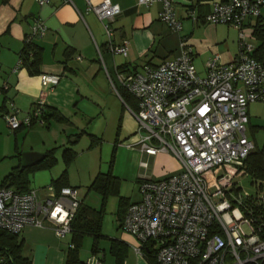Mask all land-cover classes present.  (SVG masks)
<instances>
[{"label":"built area","instance_id":"1","mask_svg":"<svg viewBox=\"0 0 264 264\" xmlns=\"http://www.w3.org/2000/svg\"><path fill=\"white\" fill-rule=\"evenodd\" d=\"M35 1L42 6L51 0ZM84 2L86 12L103 25L109 52L125 57L127 41L111 44V23L120 13L119 6L109 0L95 6L91 0ZM154 3L161 4L158 19L170 31L180 32L170 0H137L142 7ZM263 7L264 0L212 4L203 21L237 30L238 54L230 63L214 56L206 62L203 76L196 73L192 49L185 43L179 57L157 66L115 70L111 75L103 65L111 90L119 98L123 90L136 100V110L129 111L137 122L139 151L146 156L169 154L179 166L175 174L146 177L138 184L140 200L127 207L120 227L134 240L135 255L147 260L146 251L152 252L157 264H264V194L240 193L232 175L215 173L226 165H240L255 149L246 135L247 108L264 102V57L253 56L255 45L247 42L244 28L260 17ZM189 17L196 20L193 12ZM45 31L44 23L36 19L27 40L41 38ZM21 64L18 60L13 71ZM58 81L56 75L41 74L36 102L21 118L10 104L3 115L6 126L16 131L43 124L45 91H52ZM140 166L146 168L147 163ZM79 203L73 187L26 193L0 187V230L17 235L25 227H34L64 238L71 234Z\"/></svg>","mask_w":264,"mask_h":264},{"label":"crops","instance_id":"2","mask_svg":"<svg viewBox=\"0 0 264 264\" xmlns=\"http://www.w3.org/2000/svg\"><path fill=\"white\" fill-rule=\"evenodd\" d=\"M102 1L91 0V4L95 6ZM109 1L120 8V13L111 23L113 30L111 44L120 45L123 41H127L128 51L125 57L112 55L109 52L108 38L103 25L94 14L86 12L84 0H71V3L64 2V0H51L42 6L38 5L35 0H0L1 119L10 108V104L21 112L19 118L31 109L42 90L41 74H52L59 77L53 90L45 91V105L47 111H56L65 120L58 122L53 118H48L43 124L35 123L16 130L17 132L28 131L24 138L32 137L28 149H22V152L35 151L45 155L46 152L53 150L56 159L52 167L36 171L30 176V184L32 178L34 183L32 186L29 184V188L30 190L51 188L56 192L58 184L54 186L53 183L65 172L66 180L62 184L78 190V185L83 181L80 178L75 179L72 172V166L75 165L79 156L74 146L81 142L83 136H87L89 143L85 150L81 149V154L85 155V164L77 165L87 174V180H90V183L87 187L88 193L83 195L78 190V195L85 205L93 209L100 207L101 197L95 191L90 190L89 186L97 175L108 172L112 156L113 163L109 171L120 180V183L122 177L127 174H120L119 165L122 159L128 157L139 161V164L146 162L147 167L143 168L146 170H149L151 164L149 177L165 178L179 171L178 164L170 155L158 153L155 156H146L139 151L136 146L137 122L129 111L131 110L129 106L132 107L134 101L128 105L112 90H109L121 102L120 112L115 113L110 112L107 105L97 97L102 92L101 89L105 82L109 85L102 65L111 75L120 66L127 70L140 69L144 65L157 66L164 61L179 57L181 44L185 43L192 49V61L196 73L203 76L206 62L214 56H217L221 63H230L238 54L237 30L226 25H212L203 21V17L209 12L212 4L224 0H170L175 16L181 24L180 32L170 31L158 19V13L161 10L159 3L142 7L137 5V0ZM190 12L196 16L195 21L189 17ZM36 19L46 26L45 34L41 38L33 39L35 44L41 48V64L38 67V74H30L22 64L13 71L20 60L19 54L23 43L30 34L31 25ZM254 23L255 21L249 22L245 28L252 27ZM80 71H85L87 80H92L89 84L82 85L77 82ZM5 84L8 89L2 92L1 88ZM114 99L117 102L115 97ZM82 103H90L85 109L91 110L93 112L91 115L76 112ZM79 114L89 119L86 129L82 131H76L73 128L72 119L78 117ZM107 116L108 120H106ZM102 120L104 123H99ZM249 121L248 115V123ZM34 138L37 139L34 141ZM102 138H108L106 140L113 144L105 172L101 171L100 164L97 166L94 158L95 150L100 147ZM92 140H96L94 144ZM127 145L133 146L128 148ZM65 149L75 154L74 159L67 165L62 159ZM58 157L61 162L60 166ZM12 158H16L18 162L14 167L20 166V156ZM88 159L90 162L86 164ZM139 168L142 167L139 165ZM42 171L46 174L36 176ZM141 173L136 178L138 184L143 178L148 177H144ZM40 193L42 195L44 191ZM70 236L71 234H68L60 239L50 229L34 227H25L18 234L22 242V254L31 261V264H63L66 251L71 245ZM140 259L142 258L137 257V261Z\"/></svg>","mask_w":264,"mask_h":264},{"label":"rangeland","instance_id":"3","mask_svg":"<svg viewBox=\"0 0 264 264\" xmlns=\"http://www.w3.org/2000/svg\"><path fill=\"white\" fill-rule=\"evenodd\" d=\"M261 17L264 20V7L261 9ZM244 34L246 36V40L249 43H252L255 45L257 42L255 38L252 36V27H247L244 29ZM235 41V40H234ZM237 45H238V39H237ZM100 59V58H99ZM101 62V59H100ZM102 65V62H101ZM78 68L80 66L77 65ZM102 70L104 72V68L102 65ZM84 71H80V75L78 77V83L85 84L90 83L92 80H87V73ZM105 73V72H104ZM106 89V90H105ZM102 92L97 95L99 97L100 101L107 105L110 112L118 113L121 110V102L118 100V98L114 95V93H110L109 85L105 82V85H103V89H101ZM117 99V102L115 101L114 97ZM90 104V103H89ZM87 103H82L79 105V109L76 110V112L79 113H87L88 115H91V110H87L85 108L88 107ZM248 115L250 118L249 123L246 125V135L247 137L256 145V147L260 150L264 149V102H255L251 103L248 107ZM74 117V116H72ZM78 118V119H77ZM70 119V118H68ZM77 119V120H76ZM109 117L107 116L106 120H108ZM74 121L73 128L76 131H82L85 130L88 123V118L81 116L80 114L78 117L76 116L75 119H72ZM105 120V121H106ZM104 123V121H99V123ZM107 122V121H106ZM72 127V125H69ZM79 127V128H76ZM101 129V128H100ZM88 131V130H86ZM28 131L26 130H20V131H12L10 130L3 119L0 117V182L3 179V177L9 173V171L18 163L16 158H12L13 156H20L23 153L22 149H28L29 147V141L32 140V137L24 138L25 133ZM37 138H34V141ZM108 140V138H106ZM106 139L102 138V143L97 150H95L94 158L96 160L97 166L99 164L101 165V171L105 172L108 166V162L110 160L111 155V149H112V143L108 142ZM89 143V140L87 136H83L81 139V142L79 144L74 146L75 151L79 153V156L77 157V161L75 165L72 166V172L75 177V179H81L83 181L81 184L78 185V190L80 194H87V187L89 185L88 176L84 171H81V169L78 167L77 164H85V155H82L81 149H86ZM16 146V148H15ZM16 149V151H15ZM30 152V151H27ZM35 152V151H33ZM20 153V154H19ZM39 153V152H36ZM59 153V152H58ZM57 153V156H58ZM169 155V154H168ZM171 156V155H170ZM172 157V156H171ZM87 158V157H86ZM173 158V157H172ZM174 159V158H173ZM177 163L176 159H174ZM58 164L61 165V162L58 157ZM90 162V159L86 162L88 164ZM174 162V161H173ZM139 161H135V159L128 157L126 159H122L120 165H119V172L121 175H125V177H122L119 188V196L123 197L127 200L128 203H134L140 200V194L138 190V183L136 182V178L140 175H144V177L150 175L149 172H151V164L149 170L139 168ZM239 165H226L225 167L217 168L215 170L216 174H230L234 177L233 181L236 183L237 187H239L240 193L243 194H250V195H263L264 194V188L259 189L255 185L251 184V179L249 176L243 174V172L240 171ZM46 174V172H38L36 176H41ZM149 177V176H148ZM34 183L33 178L31 181L30 186ZM89 194H92L89 192ZM82 195V196H83ZM119 196H112L108 199L107 205H106V211L103 215V224H102V238L98 239L96 243V247L98 248V252L96 254H93L91 252V248L93 245V239L90 236H85L82 242V245L79 250V257L83 262L89 261V260H99L100 264H114V257L111 254L110 247L111 243L115 240L117 241H124L127 246V254L125 257L124 264H149L146 259H144L141 256L135 255L132 244L134 243V240L131 237L126 236L123 231L118 228V218L115 215L117 211V203ZM68 238V236L66 237ZM129 239V240H128ZM67 248V247H66ZM137 257L142 258L137 261ZM142 261V262H141Z\"/></svg>","mask_w":264,"mask_h":264},{"label":"trees","instance_id":"4","mask_svg":"<svg viewBox=\"0 0 264 264\" xmlns=\"http://www.w3.org/2000/svg\"><path fill=\"white\" fill-rule=\"evenodd\" d=\"M252 36L257 42L253 56L256 59H261L264 57V20L261 16L255 20L252 26ZM19 57L22 65L28 69L30 74H38V67L41 64V48L36 45L33 40L25 39ZM116 70L119 72L132 71L125 69L123 66H120ZM1 90L5 92L2 88ZM120 95L123 101L128 105L130 103L132 104V101H134V105H132V107L129 106V108L135 111L137 108L136 100L123 90H120ZM48 118H53L58 122H63L65 120L56 111L49 112L46 108L43 116L44 123ZM94 141L96 140H92V144H94ZM74 156L75 154L69 149H65L62 153V159L66 165L74 159ZM55 163L56 159L54 158V152L50 150L46 152L41 162L27 168H21L20 166L13 167L1 180L0 187L11 188L19 193H26L30 190V176L36 171L52 167ZM112 163L113 156L109 163V170ZM239 166L240 171L250 177L252 185H255L259 189L264 188V149L260 150L255 146V149ZM109 170L105 174L97 175L89 186L90 190L100 195V207L98 209H93L80 200L76 213L71 221L70 244L72 247H68L63 264H86L79 257V250L85 236H90L93 239L91 252L93 254L98 252L96 243L98 239L103 237L101 228L106 201L109 197L119 196L120 180L114 177ZM65 180L66 173L64 172L54 181V186L58 184L56 192L62 187H68L62 184ZM129 205L130 203H128L125 198L119 196L116 212L118 228L121 227L126 209ZM110 251L114 257V264H124L127 254V246L124 242L117 240L113 241ZM146 253L148 263L157 264L154 254L148 251H146ZM0 264H31V261L22 254V242L19 240L18 234H11L0 230Z\"/></svg>","mask_w":264,"mask_h":264},{"label":"water","instance_id":"5","mask_svg":"<svg viewBox=\"0 0 264 264\" xmlns=\"http://www.w3.org/2000/svg\"><path fill=\"white\" fill-rule=\"evenodd\" d=\"M44 154L36 152H26L20 155V167L27 168L44 159Z\"/></svg>","mask_w":264,"mask_h":264}]
</instances>
